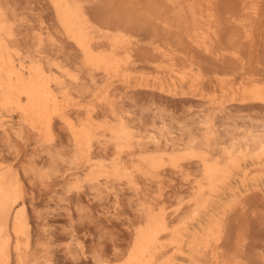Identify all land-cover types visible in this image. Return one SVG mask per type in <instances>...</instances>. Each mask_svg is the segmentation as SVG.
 <instances>
[{
    "label": "bare ground",
    "instance_id": "obj_1",
    "mask_svg": "<svg viewBox=\"0 0 264 264\" xmlns=\"http://www.w3.org/2000/svg\"><path fill=\"white\" fill-rule=\"evenodd\" d=\"M13 1L0 0V264H61L60 254H63L70 264H84L82 262L90 256L91 264H241L237 259L228 262L231 257L226 261V254L221 250V240L226 230L225 218L228 210L232 208L231 202H223V196L236 194L238 187L232 185L234 178L236 179L239 171L248 170L243 167V162L248 159L258 161L257 164L264 162V124H261L263 129L251 127L252 129H247L241 138L233 137L229 145L222 149L220 147L221 151L215 149L219 142L215 128L217 122H214L215 116L213 119L211 115L193 118L192 122L198 125L195 128L197 131L189 129V140L184 144H180L176 138L159 134H154L149 137L150 140L145 141L140 123L133 124V121L129 120L123 111V102L120 103L118 96H114L116 93H112L113 86L115 89L119 88V85L132 86V71L139 62L136 58L138 40L133 39L135 35L132 32L133 37L128 33L130 30H124L127 29L124 26L127 24L125 20L116 19L117 23H124V29L122 25L109 24L107 20L108 24L99 21L98 18L102 15L99 16V12L96 14L93 11L97 9H93L95 4L93 2L92 6L91 0H44L55 18L51 27L44 12H21L22 8L16 5L17 1ZM155 1L150 2L154 5L157 2ZM166 1H162L163 4ZM214 1H167L170 6L178 9L183 18L181 21L187 25L184 29H188L189 33L187 38L183 36V39H188L193 43V47L196 45L206 49L208 53L212 50L214 41H219L217 36L222 35L218 33L221 28H218L219 13L215 12L221 10V0H217L219 4ZM237 1L239 10H228V17L232 11L238 16L233 13L231 20L229 18L227 21V17L226 21L232 22L235 16L234 23L238 22L239 30L244 29L246 39L251 41L256 38L255 21L260 18L262 0ZM163 4H159V10H163ZM217 5L220 6L218 10L214 9ZM155 6L153 8L157 10ZM173 6L171 11L175 10ZM152 7L148 14L153 11ZM27 8L32 10L30 6ZM160 12L154 13V20L162 17L166 19L167 16L164 17L162 12L163 16L159 18L157 14ZM220 12L222 13V10ZM30 13L40 22L38 29L34 24L38 21L35 22ZM148 16L152 20L153 16ZM219 16L221 17V14ZM178 18H173V21ZM116 20L114 19V22ZM221 20L223 21V18ZM111 21L114 23L113 19ZM164 21L163 24L166 22ZM231 24L226 25H231L236 30L238 25L235 27V24ZM23 26L33 28L32 36L23 35ZM172 26L170 29L174 28ZM237 30L233 31L236 32L235 39ZM256 32L258 33L257 29ZM46 36L52 39V48L45 43ZM234 42L223 52L228 53ZM251 43L244 44L247 46ZM254 44L256 45L257 41ZM241 46L231 49V57L225 53L229 58L223 60L224 63L229 62L231 67L233 64L235 66L233 60L236 61L238 66H235L236 69L233 66L234 74L240 69L245 73L250 69L248 65L253 64L245 57L247 61H251L247 64L244 59V55H250V46L246 48L247 54L244 55L241 52L246 49L240 52ZM69 47L74 49L73 54L67 52ZM152 50L156 61L159 56L174 62L192 58L194 63L196 54L193 52V59L190 56L192 53L188 55L178 48L168 50L160 42L154 45ZM222 50L218 53L221 54ZM250 53L252 55V50ZM150 55L152 56V53ZM159 57L158 59H161ZM152 60L155 61L154 58ZM232 62L234 63L231 64ZM75 64L80 67L77 66L74 70L72 67H76ZM156 64L160 65L159 62ZM262 69L258 68L256 71L263 72ZM163 73L165 75L159 81L140 82L137 85L149 89L158 87L163 91L161 93L167 92L175 96L181 90L185 97L189 95V90L201 98L206 97L203 86L208 84V74H203L204 71L190 73L171 68L164 69ZM254 73L237 83L234 82V89L229 90L222 85L230 91V108L225 106L230 111L231 104L238 105V108L259 107L258 109L264 110V72L262 75ZM238 75L241 76V73ZM101 77L109 82L104 89L99 86ZM218 79L220 82L216 80L217 84L233 86V78L228 77V82L226 78ZM167 80L171 81L168 88L164 82ZM133 99L131 98L132 101ZM131 113L133 114V111ZM137 150L138 155L135 152ZM197 166L200 178L196 181L197 186L193 187L192 198L195 199V207L193 209L192 206L189 216L180 218L177 213L173 215L174 213L169 211L168 214L164 208L158 210L156 205H148L147 202L142 205L135 204V208L132 201L131 207L139 212L136 221L138 225L129 233L130 240L126 243L125 252H104L96 236L98 241L93 240L91 244L87 242L88 234L94 237L91 226L95 227L94 232L97 231L95 234L98 235L101 226L105 227L104 218H111L105 216L107 212L100 215L101 208L99 210L98 207L104 203L105 194L115 192L118 197L117 191H113L116 182L126 183L133 192L135 191L134 194H137L142 181L144 183V180L160 175L163 170L170 168L172 172L183 173ZM261 166L264 167L263 164ZM252 169L251 178H254L259 173L256 172L253 177ZM240 180L246 183V179L240 177ZM255 181L258 180L255 178ZM178 211L180 213L181 210ZM60 217H64L61 218L63 222L57 221ZM238 242L241 243L237 240L236 243ZM228 251L230 250L226 253ZM245 259L242 258L244 264Z\"/></svg>",
    "mask_w": 264,
    "mask_h": 264
},
{
    "label": "rangeland",
    "instance_id": "obj_2",
    "mask_svg": "<svg viewBox=\"0 0 264 264\" xmlns=\"http://www.w3.org/2000/svg\"><path fill=\"white\" fill-rule=\"evenodd\" d=\"M16 1H17L16 5L18 7L20 6L19 8H22L20 10L21 12L27 13V12L31 11L32 14L39 13V11L42 13L44 12L43 13L44 16L45 15L48 16V17L45 16V19L48 21L47 23H50V25L52 27V22L55 21V18H54V16H52L53 12L49 11L51 8L49 9V7L47 5V1L44 2V0H14L13 2L16 3ZM91 1L90 2L92 4V6H94V4H95V7L93 9H97V11L96 10H93V11L96 14L99 12L97 15H99V14L102 15V16L99 15L100 17L98 16L99 21H101L103 23L105 21L106 24H108L107 23V21H108L109 24H115V25L117 24L119 26L122 25L121 27H123V29L125 26V28L127 27V29H124V30H130V32H128V33L131 34L132 37L135 35L136 37L134 36L133 39L138 40V45H137L138 48L136 46V53L139 54L141 57L136 54L137 62L138 61L139 62L136 63V65L134 66V69L132 71V76H133L132 86L131 87H125L122 85L123 88H120L122 86L119 85L120 87L118 86L119 88H117V89H115L113 86L112 87V90H113L112 93L113 94L116 93L114 96L116 98L118 96L117 99L120 100V103L125 102L124 104L121 103V105L123 106V111H124L125 115L127 117H129V120L133 121L132 122L133 124H139L140 123L141 128H142L141 130H142L143 138L146 137V138H144L145 141L150 140V138H149L150 136H152L154 134H157V135L159 134V136L168 135V137L170 136L169 138H172V137L176 138L180 144L181 143L184 144L185 142H187L189 140V134H188L189 129L197 131V129H195V128L198 127V125L193 123L192 120L194 117H198L199 115L201 117L211 115L213 117V119L215 116L214 122H217V124L215 123L216 124L215 128L217 130L218 141L220 142V143L218 142V145L222 144L221 146L217 145L215 147L216 151H218V150L221 151L220 147L222 149V147L229 145L230 144L229 142L231 141V139L233 137L235 138V136H236L237 138H239V137L241 138L246 133V130L247 129L249 130L251 127L254 129H263L261 126L264 124V110L258 109L259 107L258 108L257 107H254V108L250 107L253 110H251L249 107L238 108L239 107L238 105L231 104L233 108L231 107L232 111H230V109H228V108H230L229 107L230 106V101H229V98H230L229 92L230 91L228 92L227 91L228 89L227 90H226V88L224 89L222 87V85L224 87L229 88V90L234 89V87L236 86L234 84V82L237 83V81L238 82L241 81V79H244L245 76L252 75L254 72H255L254 74H256V72H257V74H260V75H262V73L264 72V70L262 69V68H264V38L262 39V37H264V16H263L264 15V0H262V6H261L262 11H260V15H259L260 18H257V21H255L256 25H255V32L254 33H256L255 34V36H256L255 39H257L256 45L254 44V43H256V41H254L255 39L253 38L252 39L253 41L251 39H250L251 41H249V39L247 40L245 37V30L242 28H240V30H239L238 22H237V24L234 23V21H236L235 16L236 15L238 16V14L235 15L234 11H232V14L230 12V14L232 16H233V13L235 16L233 17L232 22L231 21H230V23L227 22V21H229V18L231 16L230 15L228 17V13H229L228 10H232V8H234L233 10L238 9L237 5H239V4L237 3V5H236V2H239V1L236 0V2H233L232 0H221V1L219 0L221 2V4H219L220 2L215 0L214 2L216 4L221 5V7L217 5V6H214V9L218 10V8L220 7V9L222 10V13L224 14L223 15L220 12L221 10L215 11V12L219 13V15L221 14V17L219 15H217L219 17L218 19L221 20L223 18V21L226 24L227 23L228 24L233 23V24H235V27L238 25V27H236L238 29V30L236 29L238 31L237 32L238 34H236V39H238V40L235 39V33L236 32H233V31H236V30H235V28L233 29V26H231L232 24L230 25L232 27L231 28L229 25H226L222 20L221 21L219 20L220 22L218 21V23H220V24H218V28H220V26H221V28L218 30V33H220L222 35H221V37L217 36V39H219V41L218 40L214 41L215 44L213 45V48L216 47V48H214L215 51L212 48V50H211L212 52L210 51L209 53L206 49L203 50V48H200L196 45H194V47H193V43H190V41L188 39L187 40L183 39L185 36L187 38V33H189V30L184 29V28H187V25L182 22L183 18H182V16H180L178 9L172 5L173 9L175 8V10H173V11L176 12L175 15L173 16L174 12L171 11L172 6L169 5V2H167L168 0L166 1V3H168L167 5H165L166 3L163 4V2H162L165 0H161L160 3H161V6L163 4V7H162L163 10L162 9L159 10L161 8V6H159L160 3L158 2V0H156L157 2L155 0H152V1L156 2V3H154V5H156L155 7L157 8V10L156 9L154 10V8H153L154 5L152 2H150L151 0H91ZM93 2H94V4H93ZM21 3H22V5H21ZM33 3L36 5V7H34L35 5ZM40 3H41V5L39 6ZM232 4H234L233 7H232ZM27 5L32 7V10H31V8L28 9ZM152 5H153V7H152ZM151 7L153 8L152 10L154 11V12L151 11V12H153L152 14H151V12L149 13L151 17L153 16L152 20L148 16L149 15L148 12H149V10H151ZM33 8H35V9L33 10ZM25 9L26 10L28 9V10L25 11ZM156 11H158V12L161 11L162 14L164 15V17L167 16V17H165L166 19H164L162 17L163 15L161 14V12L157 14V15H159V18L162 17V18L158 19L160 21V23H162V24L158 23V20H154V19H156V14L154 15V13H156ZM31 13H30V17L33 16ZM47 13H49L50 15ZM95 13H94V15H95ZM222 15H223V17H222ZM168 16H169V18H168ZM95 17H96V15H95ZM110 17L113 19V22H114V19L115 20L119 19V21L125 20L124 22L127 23L126 24L127 26L124 25L123 22L121 23L118 21V23H117V20L114 23H112V21H111L112 19ZM171 17H173V18L179 17L178 19H175V22L178 20L177 25L179 26L178 27L179 30L177 28L176 23L173 21V18H171ZM227 17H228V19H227ZM31 18H34L35 22L38 21V19L36 20L34 16ZM231 18H230V20H231ZM234 18H235V20H234ZM48 19L50 20V22ZM108 19H110V20H108ZM121 19H123V20H121ZM161 19H162V22H161ZM226 19H227V21H226ZM163 21L166 24L165 23L163 24ZM169 21H170V23H168ZM180 21H181V23H180ZM222 23H223V25H222ZM34 24H35V26H37V29H38V26H40V22L38 21V23H34ZM170 24H174L173 25L174 28L170 29L172 26ZM169 25H170V28H169ZM175 26H176L177 30L175 29ZM26 27H27V29H29L28 31H27ZM21 28H20V30H21ZM222 28H224V29H222ZM32 29L33 28L31 26H23V28H22L23 31L22 30L21 31H22V33L24 32L23 35L29 34L27 37H30V36H32L31 31L34 32V30H32ZM256 29H257L258 33L256 32ZM259 29H260V33H259ZM29 31H30V33H28ZM53 31H54V29H53ZM177 31H179V32H177ZM131 32L134 35H132ZM239 32H242V34H240ZM182 33H183V35H182ZM233 33H234V35H232ZM220 34H218V35H220ZM237 35L240 37H238ZM259 35H260V39H259ZM46 37L47 38L45 40V43L49 46L53 42H52V39H48L49 36H46ZM232 37H233V39H231ZM241 37L244 39H242ZM47 39H48V41H47ZM155 40H156V42L158 40L157 43L160 42L168 50L178 48V50L183 49V51L187 52L188 55H190L192 53L190 56L193 57L195 55L194 56L195 59L193 57L194 63H193L192 58H191L192 61L186 60L184 58V59L177 60L176 62H174L172 60H169L167 58H162L159 56H157V61H156L155 60V57H156L155 54L153 56L154 50H152V48H154V45L157 44L155 42ZM231 40H232V42H231ZM234 40H235V42H234ZM246 41L248 43L249 42L250 43L253 42V43H251L249 45L247 44V46H246L245 45L247 43ZM233 42H234V44H233L234 47L232 46L229 48H231V49L233 48V50H234V49H238V47H240L242 45L241 46L242 48H239V49H241V50H239L240 52L242 51V49H246V48L248 49V46L251 47V45H253L252 47H253L254 51H253L252 47H251V49L249 47V50H248V53L250 55H248L246 53L247 49L245 51L243 50L244 52L243 51L241 52V53H243V55H244V53L247 54V56L244 55L245 60L247 58V60L252 61L251 62V61L246 60L247 64H249L248 62L253 63L252 66L248 65L250 69L246 70L247 74H245L246 71H245V73H242L241 69H240V71L239 70L236 71L235 74L232 73V69H234L235 66H236V68L238 66V64H236L235 60H233L235 62V66L233 64L234 62L231 63V64H233L234 68H233V66L231 67L229 65V62L224 63V61H223L224 59L229 58L226 56L230 55V57H231V51H232L231 49H229L230 51L228 50L229 51L228 53L223 52V51L224 50L226 51V48L229 45H231ZM238 42H240L241 45ZM243 45H244V48H243ZM148 46L151 47L150 50H149ZM49 47L52 48L53 45H51ZM196 48H197V50L195 51ZM223 48H225V49H223ZM68 49H67V52L73 54L72 51L74 49L71 47H69ZM219 50H222L221 51L222 52L221 57H220L221 54L218 53ZM251 50H252V55L250 53ZM144 51H146V52H144ZM150 51H152V52H150ZM149 52L152 53V56L150 55ZM193 52L196 54L193 55ZM214 52H216V53H214ZM253 52H255V53L253 54ZM147 53H149V54H147ZM225 53H227L228 55ZM147 55H149V56H147ZM158 57L161 59H158ZM197 57H198V59H197ZM232 57L235 58L233 54H232ZM249 57H250V59H249ZM139 58H142L143 60L139 59ZM153 58L155 61L152 60ZM242 58H243V56H242ZM148 60H150L151 62ZM195 60H196L197 64H196ZM227 60H230V62L232 61L231 59H227ZM78 61H80V60H78ZM156 62H159L160 65H157ZM75 66L76 67H74V65H73V67H72V68H74V70L77 68V66H79V64L78 65L75 64ZM248 66H247V69H248ZM79 67H78V69H80ZM171 68H177L180 70L188 71L190 73L199 72V71L201 73H203V71H204L203 74H206V75L208 74L207 75V77H208L207 83L208 84H205L203 86L204 87L203 92H205L206 97L201 98V97H199L200 95L197 96V93H193V92L191 93L189 90H187L189 92V95H187V96L185 95V97L183 96L181 90H179L180 92H178L177 96H175V95H172L170 93L168 94L167 92L161 93L163 91H160L161 89L160 88L158 89V87H157V89L156 88H154V89L150 88L149 89L147 87L137 85V83H140V82L154 83V81H159L162 79L163 75H165L163 73L164 69L169 70ZM258 68L260 70L262 69L263 72L259 70V73H258V71H256ZM238 69H239V67H238ZM234 70H233V72H234ZM237 72L239 74L241 73V76L238 75ZM209 76L212 79H210ZM236 76L240 77V79ZM228 77H229V79L233 78L232 79L233 80V82H232L233 88L231 86H226V84H223V83L217 84V82L219 81L218 78H226V81L228 82V81H230L228 79ZM236 78H238V79H236ZM104 79L105 78L101 77L100 78L101 81L99 83V86L103 89L106 88V86L108 85L107 83H109V82H107L108 80H106V79L104 80ZM234 79L236 81H234ZM216 80H218V81H216ZM164 82L166 83L165 86L167 88L169 87V85H171V81H169V80L164 81ZM185 88H188V86H185ZM151 89H152V92L154 91L153 93L151 92ZM125 97H128V98H125ZM207 97L210 98L209 99L210 101L207 99ZM131 98L132 99L134 98L133 99L134 101H132ZM227 98H228V100H227ZM126 101H127V103H126ZM127 104L130 106L125 107V105L127 106ZM226 105L228 108L225 107ZM130 107H131V109H129ZM222 108H224V109H222ZM256 108H257V110H255ZM223 110H224V112H223ZM132 111H133V114L131 113ZM193 111H195V113L196 112L197 113L194 114ZM127 112L129 115H127ZM151 113H152V115H151ZM130 114H132V115H130ZM161 115H164V116L166 115L165 116L166 118H164V116H161ZM159 116H160V118L161 117L162 118L160 119ZM232 118H233V120H232ZM163 119H164V122H163ZM187 122H189L190 124ZM192 125H194V127ZM258 126H260V127H258ZM217 128H219V129H217ZM187 129H188V131H187ZM220 134H222L223 136ZM226 140H227V142H225ZM181 147H183V146H181ZM135 152L138 155L139 150H137ZM137 155L135 154L136 157L135 156L134 157L137 158ZM188 160H189V158H188ZM263 160H264V158H263ZM257 162L258 161L254 160V159H252V160L248 159L245 162H243V167L245 168V170H246V168L248 170L239 171L237 173L236 179L234 178V181L232 183V185L233 186L236 185V187H238V189L240 186V189L239 190L237 189L236 194H227V195L223 196V202H225V201L231 202V204H232L230 206V208L231 207L232 208L228 210L229 211V212H227L228 215L225 218V229L226 230L224 229L225 231H224L223 238H222L223 240H221V243H222L221 250L223 251L224 255L226 254L225 260L226 259L228 260L231 257L228 260V262H230L234 259L235 260L237 259L241 264H244V262H242V261H244V260H242V258L243 259L246 258L245 264L247 263L246 261H248L247 264H264V174H263L264 173V169H263L264 167L261 166L262 164L264 165V162L262 164H257ZM256 165H257V167H256ZM259 167H261L260 173L258 172ZM168 168H166V169H168ZM250 168L254 169V170L252 169L254 172L253 177L257 174L256 172H258L259 174H257L256 177L251 178L252 171ZM169 169L163 170V172H166V173L162 172V173H160V175L153 176L151 179L144 180V183L142 181L139 190L136 191L137 194H134L135 191L133 192L130 189L129 185H127L126 183L121 184L119 182H116L114 184V188H113L114 190L113 191H115V190L117 191V193L119 194L118 197L115 195V192H111V194L109 193L107 195L105 194V199L103 200L104 203H102V205L100 207H98L99 210H100V208L102 210V211L101 210L99 211L100 215L105 214L104 212H107V214L105 216H110L111 218L109 217L110 220L108 219V217L104 218V220L106 219L105 222L103 221L104 222L103 224L105 227L101 226L102 229L98 235L95 234V233H97V231L94 232L95 227L91 226V230L93 232L92 234L94 235V237L92 235L90 236L88 234L86 237L88 239L87 242H89V244H91L93 242V240H95V242H96V240H97L96 237H97L98 240H100V245H101V248L103 249L104 252H107L108 254H112L115 251L125 252L127 250V244L126 243H128V241L130 240L129 233L132 232L134 230V228L138 225V223L136 221L138 220L137 214L139 212H137L136 209L133 210V208L131 207L130 202L132 203V201H133V203H132L133 205H135V204L136 205H140V204L142 205V203L144 204L146 202H147L146 204L149 203L148 205H151V203H152L153 206L156 205L155 208H158V210L160 208H162V209L164 208V210H167L166 212L168 214L171 212V213H174L173 215H176L175 213H177L180 215V218L189 216L191 214L190 212H192V206H193V209L195 207V203H194L195 199L192 198L194 194H192V193L194 191L193 187L197 186L196 181L200 178V174H199L200 170H199L198 166L197 167H191L188 169V171L186 170L183 173L178 172V171L172 172V170L170 169V171H169ZM190 169H191V171H189ZM247 171H249V173H247ZM245 172L247 174H245ZM249 174H250V176H249ZM259 175H260V177H259ZM238 176L246 179L245 180L246 183L241 182L240 177L238 178ZM244 176L247 178H245ZM255 178H256V180H258L257 182L255 181ZM247 182L249 183V185ZM242 183H244V184H242ZM243 185H244V187H243ZM256 186H258L259 188L258 187L256 188ZM130 191H132L133 194ZM108 195H109V197H107ZM237 197H239V198H237ZM239 201H241L242 203ZM138 203H140V204H138ZM192 204H194V205H192ZM136 205L134 206L135 208H136ZM188 207H191V208L188 209ZM177 209L181 210L180 213ZM183 209H184V211H182ZM175 210H176V212H175ZM135 212H137V213H135ZM181 213H183V214H181ZM61 218L64 219V217H60V219H57V221L59 222V220H60V222H61V220H62V222H63V219H61ZM92 227H94V228L92 229ZM88 236H90V237H88ZM237 240L241 241V243L240 242L236 243ZM101 241H102V244H101ZM221 243H220V245H221ZM223 244L225 246L224 247L225 249L223 248ZM226 249L230 250L232 252L230 253V251H228L229 253L227 252L228 253L227 254ZM242 251H243V253H242ZM236 253H238V254L236 255ZM240 255H242V256L245 255V256L244 257L241 256V258H239ZM59 256H61V258H60L61 264H62V262L64 264H70V262H68V260L64 258L63 254H60ZM62 256L64 259L62 258ZM65 260H66V262H65ZM89 261L92 263L91 256H90V258L87 257L85 259V261H83L82 263L91 264V263H89Z\"/></svg>",
    "mask_w": 264,
    "mask_h": 264
}]
</instances>
